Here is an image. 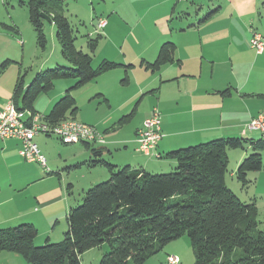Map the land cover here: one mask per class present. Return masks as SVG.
Segmentation results:
<instances>
[{"label": "crops", "instance_id": "1", "mask_svg": "<svg viewBox=\"0 0 264 264\" xmlns=\"http://www.w3.org/2000/svg\"><path fill=\"white\" fill-rule=\"evenodd\" d=\"M202 1L132 0L136 7L130 10L135 13L127 17H133L134 24L123 38L116 30L121 19L114 15L108 21L101 19L106 24L97 29L104 36L101 34L94 60L97 65L106 59L123 66L101 74L74 94L83 99L84 107L77 102L79 112L75 118L105 135V145H91L102 151L100 158L118 168L131 165L150 172L166 171L167 166L176 165L165 157L170 151L221 137L254 138L248 124L252 118L264 115V51L258 53L250 40L255 32L264 34V0ZM206 6L209 12L217 11L202 20ZM165 42L175 44V61L155 72L146 69L142 61H155ZM18 75L12 73L9 79L0 75V110L12 99ZM126 76L129 80L124 83ZM226 90L229 93H223ZM51 91L38 97L37 113L48 115L66 92ZM156 106L161 111L162 138L156 148L160 156L153 161L146 157L154 155L137 150L136 137ZM134 109L131 119L120 122ZM26 112L29 118L31 111ZM43 136L38 134L35 139L48 159L51 173L20 155L18 139L0 140V228L32 223L38 229L36 245L59 242L64 237L69 228L67 215L79 203L76 188L84 191L110 176L104 169L97 171L102 165L90 164L96 157L86 144L62 142L72 145L67 147L57 143L59 155L53 157L48 147L53 141ZM233 154L239 160L246 156ZM68 167L84 171L81 188L65 173ZM106 246L99 248L97 262ZM87 252L82 264H87ZM1 254L0 261L6 264H23L16 256ZM169 255L180 258L176 252Z\"/></svg>", "mask_w": 264, "mask_h": 264}, {"label": "trees", "instance_id": "2", "mask_svg": "<svg viewBox=\"0 0 264 264\" xmlns=\"http://www.w3.org/2000/svg\"><path fill=\"white\" fill-rule=\"evenodd\" d=\"M21 2L29 8L38 43L43 48L47 43L46 20L41 13L52 19L67 65L39 71L29 84L20 75L11 100L18 109L35 113L41 94L52 90L57 80L72 78L75 84L44 117L52 125L76 119L79 106L74 91L123 64L104 59L94 67L93 54L102 35L88 34L89 52L79 49L77 31L65 15V0ZM216 11L208 12L202 20ZM175 51L173 42H165L155 61L143 60L142 65L155 72L175 61ZM11 62L2 63L0 73ZM128 80L126 76L122 82ZM134 114L135 109L120 122L128 121ZM84 144L96 157L90 164L105 166L110 172L109 180L90 187L84 192L82 203L70 209L69 228L59 242L47 241L36 246L38 229L32 223H22L0 228V252L16 253L28 264H82L85 252L107 244L109 250L103 253L100 264H144L171 241L188 235L194 264H264V233L258 228L256 203L241 200L226 180L232 149L249 146L253 150L235 172L243 186L251 182L250 172L264 169L263 135L221 137L170 151L165 157L176 165L169 173H153L131 165L118 168L100 158V149Z\"/></svg>", "mask_w": 264, "mask_h": 264}, {"label": "rangeland", "instance_id": "3", "mask_svg": "<svg viewBox=\"0 0 264 264\" xmlns=\"http://www.w3.org/2000/svg\"><path fill=\"white\" fill-rule=\"evenodd\" d=\"M21 1L23 0H0V67L5 61H12L8 64L7 68L0 73V75H4L6 79H9L12 73L13 75L15 74V76L16 73H19L18 77L23 74L25 82L30 83L39 71H46L49 69H53L57 65L66 66L67 64L62 55V47L56 37L55 24L46 20L44 24V32L46 34L47 43L43 48L38 43L37 32L30 20L29 8L26 4H22ZM206 1L208 2L209 0ZM202 2L204 3V1ZM65 4V15L68 17L71 24L77 31L76 46L84 52H89L87 48V35L91 33L93 37H96L98 34H102V32L100 33L97 29V25L100 22L99 20L104 19L108 21L109 17L112 15H114L113 18L121 19L122 22L117 24L116 27V30H118L117 36L119 38L125 37L130 32V29L134 24L133 17H127L128 14L135 13V10H130V7L133 9H135L136 7L134 4H132V0H65ZM200 6L201 5L197 7ZM195 9L196 7L193 8V10ZM208 12L209 8L207 7V9H205V13L207 14ZM262 19L264 23V16ZM58 58L59 60L57 61ZM93 65L94 67L97 66L96 60H94ZM75 82L76 80L72 78L59 79L55 82V86L51 92L55 93L62 90H67L69 87L73 86ZM76 93L77 92L74 91L75 95ZM77 102L79 106L80 104L82 105L83 109V99L81 97H78ZM144 103L145 101H142V105H144ZM85 110H87V108H85ZM28 116L29 115L26 112L23 118L27 119ZM43 137H45L48 142L53 141L51 143L49 142L48 146L53 157L59 155V145L57 143L67 147L72 146L64 145L61 140H59L55 136ZM260 137L261 133L258 131H254V138ZM252 151L253 150L249 146H246L245 149L238 148L229 151L228 173L226 175V180L228 187L231 188L241 200L247 203H256V206L258 208V228L264 233V169H262L261 171L250 172L248 178L249 180H251V182L247 186H243L242 183L237 179V176L235 174L239 164L247 156H249ZM233 153H237L239 155H243L244 153L246 156L243 159L239 160V157L234 155ZM146 158L153 161L158 160L156 156H150ZM166 160L168 161V159ZM48 166L50 167L49 163ZM100 169L109 171L105 166H99L97 168V171H100ZM174 169L175 167L167 166L166 171H156L153 173H169L173 172ZM65 173L70 177L72 182L77 187H82L81 184L85 182V179L83 177L84 171H82L81 169L68 167L67 169H65ZM109 177L100 181L99 183L109 180ZM89 188L90 187H88L86 190H88ZM79 190L80 189L78 188H76L75 190V198L79 199V203H76L75 206H78L82 203L83 195L86 191ZM42 245L43 244L36 246ZM107 250H109L108 245L106 246V248H104L103 252ZM99 251H101L99 250V248H95L86 253L85 257L87 260V264H100L99 261L97 262L98 255H100ZM168 252H176L180 256L179 264L195 263V255L192 249L191 240L188 235H184L168 243L161 252L151 257V260L149 259L150 261L147 262V264H168ZM0 253H2L1 255L10 254L16 256L20 259L21 263L28 264L27 262H24V258L22 256L16 253L8 251H2ZM0 264L6 263L0 261Z\"/></svg>", "mask_w": 264, "mask_h": 264}, {"label": "built area", "instance_id": "4", "mask_svg": "<svg viewBox=\"0 0 264 264\" xmlns=\"http://www.w3.org/2000/svg\"><path fill=\"white\" fill-rule=\"evenodd\" d=\"M105 22L98 23V29L105 26ZM258 53L264 51V34L255 32L250 40ZM24 111L18 109L12 100L8 101L0 110V140L18 139L21 142L20 155L29 162H37L47 173H51L46 155L36 141L38 134L55 136L64 144L88 143L102 145L107 142L104 133L95 126L77 119H67L57 125L50 124L41 113L30 112V117L24 119ZM161 111L156 106L138 130L136 141L137 150L147 155L159 157L156 152L158 142L162 138ZM251 131H258L264 136V115H258L248 124ZM168 264H178L177 255L168 256Z\"/></svg>", "mask_w": 264, "mask_h": 264}, {"label": "water", "instance_id": "5", "mask_svg": "<svg viewBox=\"0 0 264 264\" xmlns=\"http://www.w3.org/2000/svg\"><path fill=\"white\" fill-rule=\"evenodd\" d=\"M41 16H42L45 20L52 22V19H51L47 14H45V13H41Z\"/></svg>", "mask_w": 264, "mask_h": 264}]
</instances>
